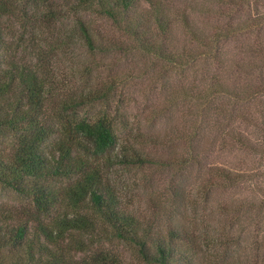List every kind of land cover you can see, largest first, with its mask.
I'll list each match as a JSON object with an SVG mask.
<instances>
[{"label":"trees","instance_id":"1","mask_svg":"<svg viewBox=\"0 0 264 264\" xmlns=\"http://www.w3.org/2000/svg\"><path fill=\"white\" fill-rule=\"evenodd\" d=\"M25 1L21 12L35 23L34 29H39L40 12L28 11L31 1L36 4L38 0ZM144 3L147 7L140 8L138 0H74L69 13L103 17L118 35L97 36L76 17L74 34L77 32L78 45L89 54L136 52L161 65L162 73L171 69L183 75L191 69L196 76L205 59V78L194 81L186 92L178 87L167 99L169 107L186 99L197 109L186 157L181 160L154 158L144 152L142 143L130 139L133 136L129 132L123 140L122 130L117 127L118 111L109 106L116 94L113 80L100 88L81 90L62 88L55 82L46 69L44 55L33 54L9 39L4 20L15 9L10 0H0V186L22 203L0 207V264L253 263L213 256L209 246L222 245L221 237H206L183 226L175 211L169 213L153 201L147 207L130 205L112 183V174L117 168L142 170L156 163L165 167L170 164L178 170L198 165L204 117L205 142L207 130L224 128L219 134L222 148L236 146L255 156L264 153V144L251 143L240 133L227 130L228 117L241 111L240 104L264 95V38H259L264 33V13L259 12L264 0H207L203 6L205 29L189 16L169 17L167 8L157 0ZM207 4L222 8L213 9ZM211 14L234 23L213 29L207 23ZM41 15L48 25H60L59 11ZM247 33L258 35L259 42L250 45L252 60L234 66L220 64L223 44L231 39L240 41ZM67 41L61 38L63 43L58 48L70 45ZM198 45L204 47L201 53L194 49ZM206 59L216 62V71L210 70L212 65ZM225 68L235 71L236 81L224 76ZM224 95L235 100L231 111L218 106ZM97 105L100 109L94 115H81L84 109ZM259 115L264 118V108L259 109ZM252 121L248 123L253 128L264 129V119L260 123ZM148 143L155 147L167 145L152 136L147 137ZM208 145L205 143V154ZM252 174L210 166L201 192L205 194V205L215 187H234L247 178L260 176ZM174 191V198L180 199V189ZM263 250L264 241L257 252ZM124 252L131 253L132 263L126 262Z\"/></svg>","mask_w":264,"mask_h":264},{"label":"rangeland","instance_id":"2","mask_svg":"<svg viewBox=\"0 0 264 264\" xmlns=\"http://www.w3.org/2000/svg\"><path fill=\"white\" fill-rule=\"evenodd\" d=\"M138 1L140 8L147 7L144 0ZM157 1L164 4L169 17L186 15L193 19L197 26L205 29L204 7L207 0ZM10 2L14 6V14L4 20V25L9 30V39L33 54L44 55L46 69L54 77L55 82H59L62 88L81 90L85 87L100 88L109 79L113 80L116 94L109 106L115 112L118 111L117 127L122 130L123 140L129 132L133 136L130 138L133 142L142 143L144 152L156 159L162 158L163 160L160 161H175L186 157L188 136L192 131V117L197 109L195 104L185 98L169 107L170 103L168 105L167 99L178 87L186 92L194 81L198 82L201 78H205V59L201 60L203 66L200 74L196 76L191 69L183 75H178L171 69H166L167 72L162 73L161 65L136 52L89 54L78 45L77 32L74 34L76 17L79 16L84 20L97 36L117 37L107 19L88 13L77 16L69 13L74 0H38L36 4L31 1L32 4L28 8L30 14H38L37 9L40 12L37 18L41 20V24L39 29H34L35 23L29 22L28 17L21 12L26 1L10 0ZM207 6L213 9L222 8V5L218 4L214 6L207 4ZM50 10L60 12V25L57 23L48 25L47 20L41 18V14ZM259 12L264 13V8L260 7ZM207 23L214 29L234 21L227 20L226 23L222 16L211 14ZM175 33H178L177 28ZM68 36L71 38L68 39ZM61 38L67 39L70 45L61 46L62 48L59 49L60 43H63ZM259 38L262 40L264 33L259 35ZM258 42V35L250 33L242 35L240 41L229 40L222 46L223 58L220 64L234 66L235 63L251 61L253 56L251 57L249 53L250 45L252 47L253 43ZM189 45L191 46V43ZM203 48L199 45L194 47L197 53H201ZM206 61L212 65L210 70L216 71V62L212 59ZM223 74L230 80H237L233 69L225 68ZM254 81L257 82L256 79ZM217 103L218 106L231 111L230 105L235 104V100L224 95ZM239 106L240 112L229 115L227 130L232 131L233 134L240 133L251 143L264 144L262 133L264 129L253 128L252 124L248 123L249 120L260 123L264 119L259 115V109L264 108V95ZM99 109L100 105L90 107L84 109L81 115L86 113L94 115ZM203 119L198 143L200 146L198 150L201 151L198 155V165L193 168L181 167L179 170L171 168L170 164L165 167L160 163L142 170L117 168L112 174V183L120 189L130 205L147 207L150 201H153L152 203L163 210L169 213L175 211L179 214L178 218L183 226L201 232L206 237H221L222 245L209 246L213 256L225 255L227 260L236 259L253 262L252 264L254 262L264 264V250L261 254L257 252L259 243L264 241V205H259L261 202L264 204V153L255 156L247 150L235 148L236 146L222 148V137L219 134L225 131L224 128L207 130L206 137L209 141L205 142V117ZM183 135H185L184 139L180 140ZM151 136L167 145L155 147L147 144V137ZM213 137H215L214 141ZM135 138L138 140L135 141ZM205 143L209 144L206 154ZM214 165L260 176L247 178L234 187L226 185L215 187L207 196L205 205V194L201 192L205 187V175L209 167ZM176 187L180 189L181 198L178 200L174 198ZM259 190L262 192L259 193ZM17 205H22L18 198L0 186V207ZM123 256L127 258V263L133 262L131 253L124 252Z\"/></svg>","mask_w":264,"mask_h":264}]
</instances>
